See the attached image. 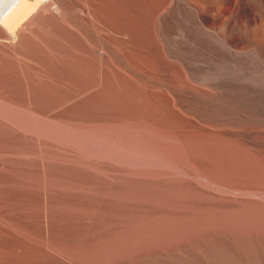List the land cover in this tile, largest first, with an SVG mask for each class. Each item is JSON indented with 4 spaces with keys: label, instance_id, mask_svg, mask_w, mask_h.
<instances>
[{
    "label": "bare ground",
    "instance_id": "obj_1",
    "mask_svg": "<svg viewBox=\"0 0 264 264\" xmlns=\"http://www.w3.org/2000/svg\"><path fill=\"white\" fill-rule=\"evenodd\" d=\"M0 264H264V0H0Z\"/></svg>",
    "mask_w": 264,
    "mask_h": 264
}]
</instances>
